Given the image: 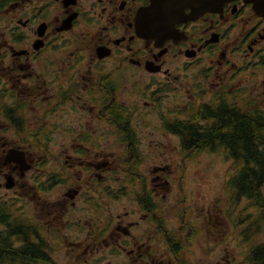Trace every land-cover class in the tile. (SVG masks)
Instances as JSON below:
<instances>
[{"label":"flooded vegetation","instance_id":"obj_1","mask_svg":"<svg viewBox=\"0 0 264 264\" xmlns=\"http://www.w3.org/2000/svg\"><path fill=\"white\" fill-rule=\"evenodd\" d=\"M153 4L171 31L139 32ZM142 101L182 154L264 137V0H0V264H218L215 214L170 217L142 171Z\"/></svg>","mask_w":264,"mask_h":264},{"label":"rangeland","instance_id":"obj_2","mask_svg":"<svg viewBox=\"0 0 264 264\" xmlns=\"http://www.w3.org/2000/svg\"><path fill=\"white\" fill-rule=\"evenodd\" d=\"M141 93V90H138L139 100L142 99ZM143 102L138 105L137 121L139 140L143 142L144 148L142 171L150 173L149 171L156 166L168 167L167 178L171 182L172 194L164 205L166 212L173 217L178 211L177 214L181 215L186 207L192 215V220L199 219L200 214L202 215L200 227H203L204 218L209 217L211 210L215 214L212 219L213 222L216 221L214 230H218L216 239L218 264H247L246 256L250 248L264 242V231L263 226L257 233L251 228L246 235L249 218L247 223H242L243 212L246 217L250 216L252 219L258 214L249 201L237 196L232 185V179L241 170L243 163L230 158L224 150L200 152L194 157L186 158L179 152L180 141L163 135L161 108L150 109ZM115 142L112 140L109 144L114 145L112 151L117 155L122 152V148L115 145ZM47 144L51 149L50 142ZM119 155L112 156L111 159H118ZM44 157L46 158L44 163L55 162L54 155ZM67 158L61 157L62 163ZM109 206L113 211L118 208L113 202H110ZM175 206H179V209H174ZM32 209L28 206L25 211L31 212ZM210 243L202 235L203 246H197L201 259L205 258L206 249L214 244ZM195 254L193 256L197 257ZM204 262L203 260L201 264Z\"/></svg>","mask_w":264,"mask_h":264},{"label":"trees","instance_id":"obj_3","mask_svg":"<svg viewBox=\"0 0 264 264\" xmlns=\"http://www.w3.org/2000/svg\"><path fill=\"white\" fill-rule=\"evenodd\" d=\"M194 142V138L181 141L185 149L190 147L194 149L192 154H183L186 158L194 157L204 150L194 146ZM205 144L209 146L212 144L210 152L224 150L230 158L243 163L241 170L233 177L232 185L237 196L247 197L252 207L258 211L255 219L249 216V229L246 230V235L251 228L254 233H257L263 226L264 231V195L262 193L264 188V137H258L257 130L251 128L250 133L245 137L214 141L202 139L200 145ZM246 260L247 264H264V242L251 247Z\"/></svg>","mask_w":264,"mask_h":264},{"label":"water","instance_id":"obj_4","mask_svg":"<svg viewBox=\"0 0 264 264\" xmlns=\"http://www.w3.org/2000/svg\"><path fill=\"white\" fill-rule=\"evenodd\" d=\"M152 8H153V7H152ZM152 8H150V9H146V10L142 11V14L149 12L150 10H152ZM155 11H156V14H157L156 16H157L158 18L162 17L161 15L164 13V11L156 10V9H155ZM206 11H207V9H202V10H200L198 13L202 14V13H204V12H206ZM154 14H155V12H154ZM145 15H146V14H145ZM138 21H139V17H138ZM138 26H139V27H138V30H139V32L142 33V34H151V33L159 34V33L162 32V31H164V32H169V31L172 30V29H171L170 27H168V26L156 25V24H150V22H148L146 19H143V21H141L140 24H139ZM166 34H168V33H166ZM12 157H14V156H11V155L8 156V161H12ZM18 158H19V159H22V160L20 161V164L24 165V163H25V161H24V154L19 155ZM25 169L27 170V169H29V167L26 166ZM9 186H10V185H9Z\"/></svg>","mask_w":264,"mask_h":264},{"label":"bare ground","instance_id":"obj_5","mask_svg":"<svg viewBox=\"0 0 264 264\" xmlns=\"http://www.w3.org/2000/svg\"><path fill=\"white\" fill-rule=\"evenodd\" d=\"M154 1V0H153ZM155 4V3H154ZM154 4H153V8H152V10L153 11H155V6H154ZM155 13H156V11H155ZM146 14V15H145ZM143 19H146L147 20V13H144V14H140V16H139V24H140V22L141 21H143ZM148 21V20H147ZM14 156V157H18L19 155H22V153H19V152H16V151H14V152H10V154H9V156ZM7 160H8V158H7ZM22 159H19L18 161H16L17 163H19L20 164V161H21Z\"/></svg>","mask_w":264,"mask_h":264}]
</instances>
